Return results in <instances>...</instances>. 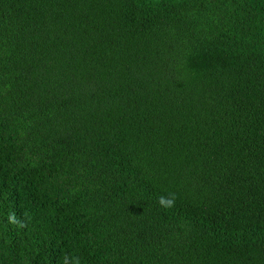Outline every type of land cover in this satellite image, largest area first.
<instances>
[{"label":"trees","instance_id":"16d2710c","mask_svg":"<svg viewBox=\"0 0 264 264\" xmlns=\"http://www.w3.org/2000/svg\"><path fill=\"white\" fill-rule=\"evenodd\" d=\"M0 264H264V0H0Z\"/></svg>","mask_w":264,"mask_h":264},{"label":"clouds","instance_id":"9594fccd","mask_svg":"<svg viewBox=\"0 0 264 264\" xmlns=\"http://www.w3.org/2000/svg\"><path fill=\"white\" fill-rule=\"evenodd\" d=\"M158 202L163 207H172L174 205V195H173V199L171 200L166 199L165 197H160Z\"/></svg>","mask_w":264,"mask_h":264}]
</instances>
